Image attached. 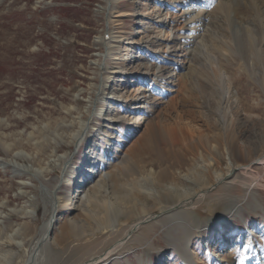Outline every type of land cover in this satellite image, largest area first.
<instances>
[{
    "label": "rangeland",
    "instance_id": "1",
    "mask_svg": "<svg viewBox=\"0 0 264 264\" xmlns=\"http://www.w3.org/2000/svg\"><path fill=\"white\" fill-rule=\"evenodd\" d=\"M221 1L230 13L211 29L228 33L230 22L243 36L237 12L260 29L264 0ZM182 3L0 0V264L25 263L54 196L62 199L39 264L100 256L146 218L101 264H264V187L248 188L254 179L264 185V162L257 160L264 155V82L238 68L247 60L243 37L240 52L226 56L206 37L226 69L223 79L194 61L195 72L175 75L185 49L195 47L178 36ZM158 67L175 76L164 95L161 82L168 80L158 86L152 80ZM220 83L230 89L225 109L214 100ZM234 92L243 104L237 106ZM217 134L220 153L208 150V135ZM169 153L161 164L157 155ZM230 156L234 165H250L234 171L241 188H228ZM152 166L145 193L139 181ZM164 167L159 182L156 172ZM215 170L228 179L217 180ZM207 172L200 201L184 207L172 200L194 195L195 175Z\"/></svg>",
    "mask_w": 264,
    "mask_h": 264
},
{
    "label": "bare ground",
    "instance_id": "2",
    "mask_svg": "<svg viewBox=\"0 0 264 264\" xmlns=\"http://www.w3.org/2000/svg\"><path fill=\"white\" fill-rule=\"evenodd\" d=\"M251 1H252V4L254 6H259L260 4H262L261 0H251ZM203 4H206V8L209 7V9H206V8H205V10L202 9ZM211 6H212V8H210ZM182 11H183L182 12L183 13L182 18H184L185 24H184V27L182 28V30L178 31L179 32L178 36L182 37L181 38L182 43L190 44L192 42V44H194L195 47H194V50H190L187 48L185 49L186 52H185L184 56H185L186 62L184 64H180V65H178V62H177V64L173 68V70L176 71L175 75L182 76L183 74H185L184 72H187V74L190 72L191 73L195 72V68H194V64H193V61H194V62L200 64L201 66L202 65L208 66V71H210L211 74H213L215 76H221V73H222L221 68H223L222 67L223 65L220 64V58L216 55L218 52L215 51L216 54H215V52H210L208 50V49H210L209 46L213 43L212 48L215 49V47H214V45H215L216 49L220 50L221 54L225 55V56L230 54V53L238 54V52H240V50L237 51V49H238L237 41H239L241 39V37H243L242 40L246 41L247 50H248L247 56H246L247 60L240 59L239 63H238V65H239L238 68L240 71H242V70L249 71V68H250L252 70L251 76L255 77V73H259V74H261V76H260L261 81L264 82V20L261 22L260 29H258L250 23L249 15L243 16L240 14V12H237L236 15L241 19V20H239L240 21L239 24L242 23L240 25V27H241V31L243 32V36H239V33H235L233 31L230 22L227 24L230 28L225 30L229 34L222 32L223 30H221L220 32L219 31L217 32V30H219L218 25H214V28L211 29V25L214 24V19H218V16L223 17V18H227V14L230 13V8L226 2H222V1L219 2V0H184L183 5H182ZM262 11L264 12V1H263ZM215 17H217V18H215ZM226 26H224V27H226ZM221 27H223V26H221ZM224 29H226V28H224ZM191 36H192V39L190 40ZM206 37H208V42H210V45H209V43L206 42ZM112 38L114 40L115 36L113 35ZM113 40L107 41V42L112 44ZM212 51H213V49H212ZM204 56L205 57L208 56V59H207V57L205 58ZM258 57L260 58L259 61H258ZM178 68H179V70H178ZM224 69L225 68H223V72L226 70V69L225 70ZM158 70H159L158 73L152 74V80H154L155 86H158V83L160 81H164V79L168 80V83L166 86L163 84L164 82H161L162 90H160V92L163 93V95H164L165 92H169L173 88V82H175L174 81L175 76H171L173 74L170 73L171 70L168 67H161V68L158 67ZM179 71H180V73L178 74ZM237 71H235V72H237ZM235 72H234V74H235ZM250 72L251 71H249V73ZM227 73L230 74L229 72H227ZM231 73H233V71ZM164 74H167V77L164 78ZM103 77H105V79H109L110 75L105 73V76H103ZM234 77H235V75H234ZM225 78H226V76H225ZM238 78H240V80H241V78H242L241 73L239 74ZM220 79H223L222 76L220 77ZM227 79H230V77H228V75H227ZM221 81H223V80H221ZM231 83H232V81H231ZM232 84H234V83H232ZM228 90H230L228 86L225 88L224 84H222V85H221V83L219 84L218 93L214 99L217 102V104L220 105V106H217L218 108L224 107L223 106L224 103L226 105H229L228 100H226V95H225L226 92H228ZM142 94H144V93H142ZM231 96H232V98L235 97V92L232 93ZM143 97H146V95ZM240 99L235 97V101L237 103V106H239L240 104H243V102H241ZM209 101L210 100H208V102ZM240 107H242V105ZM224 109H225V107H224ZM246 112H248V111H246ZM259 114H260V112H259ZM232 123L234 124V122H232ZM234 138H236V134L234 135ZM231 140H232L231 138L228 139L229 145L226 141V143H227L226 151L227 152H230V141ZM221 148L224 149L221 136L219 134H217V135H214L213 137H209V135H208V150L210 149V150H212V152L215 151V152L220 153ZM157 156L159 157V161L161 164L164 163L165 161L168 162V160H171V158H172V155L170 153L167 155L159 154ZM157 156H156V158H157ZM181 157H182V155H181ZM62 158H64V160L66 159V157H62ZM229 160L230 161L228 163L229 165H228L227 176L230 179V182L228 183V188L230 186L233 187V186H239L240 185L239 184L240 183V179H239L240 177L239 176H238L239 178L237 177L239 179L238 180V179H236V176L234 175V171L236 169H241V171L244 169V171H247L250 168V165H234L231 156H230ZM257 160L261 163L264 162V155L260 156ZM212 163L213 162L210 160L208 168L211 165L213 166ZM169 165H170V163H169ZM64 169L66 172L65 166H64ZM134 172L136 173L137 171L134 170ZM166 173H167L166 167L158 170L156 172L157 180L159 182L164 180L163 178H164V176H166ZM244 173L245 172H243V174ZM73 174H74V172L71 171V173L68 175L69 177L64 179L66 183L70 182ZM154 174H155V168H154V166H152L150 173H148V175H143L142 179H140L139 187L141 188V190L143 192L145 191V193H149L148 189L146 187V180L145 179L147 178V176H149V178H150ZM245 174H247V173H245ZM109 175L110 174L108 173L106 175V177H109ZM214 175H215L217 180L223 178L222 181H225L226 179H228V178L222 177V172L218 171V170L214 171ZM249 177H251V176H249ZM195 180L198 184V186L194 189L195 191L193 194L195 196L191 195L190 192H186L185 194H180V195L172 194L171 195L173 197L172 200H174L175 202H178L177 204H179L180 206H184V207H187L189 205H194L196 202L200 201L202 199V197L204 196V194L207 192V190L205 188L208 185V172L204 173L203 175L196 174ZM254 180H255V184H254V182L253 183L250 182L248 184V188L253 186V185L254 186L259 185L261 187H264V185L260 184L258 182V180H256V179H254ZM238 190L240 191V189H238ZM169 193H170V189H168V190H166V192H164L165 195H167ZM54 197H55V200H54V203L52 205V211L54 210L55 207L58 210V208H59L58 203L59 202L61 203V199H62L61 197L58 198V196H54ZM168 197H169V195H168ZM196 197L199 199H196ZM175 199H177V200H175ZM194 199H196L197 201L194 202ZM107 203L111 204V201H108ZM177 215L178 214L174 213L173 215H171V217L176 218ZM50 217H51V215H50ZM114 220L115 219L113 218L112 222L110 224V225H112L111 228L113 231L116 230ZM148 220H150V219L146 218V219L140 220L139 222H137L136 224H134L133 226L128 228V231L126 232L125 236L128 235V233H130V231L134 232L136 229H138V227L142 223H144ZM187 222H189V221H187ZM54 223H52L51 219H49V218H48V220L43 222L41 229H40L39 236L32 243L31 249H30V251H28V256H27V259H26L24 264H39L45 258L46 252H45L44 244H45L46 240L49 239L48 233H49V230L54 228ZM122 239H120L119 241L114 243L112 246L107 247L104 250V252L102 253V255L99 254L100 256L96 255V256H93L92 258H90L86 261H81L79 263L75 262L74 264H101L103 261H106L108 258H110L111 255H113L116 252L115 249H117L118 246L120 247L123 245ZM183 240H185V243L188 242L187 237H185ZM185 247H186V245H185ZM42 262H44V261H42Z\"/></svg>",
    "mask_w": 264,
    "mask_h": 264
},
{
    "label": "water",
    "instance_id": "3",
    "mask_svg": "<svg viewBox=\"0 0 264 264\" xmlns=\"http://www.w3.org/2000/svg\"><path fill=\"white\" fill-rule=\"evenodd\" d=\"M57 216H58V210L55 207L54 210L51 212V217H50L52 223H54L55 221H57ZM51 233H52V229L49 230V233H48L49 237L51 236Z\"/></svg>",
    "mask_w": 264,
    "mask_h": 264
}]
</instances>
